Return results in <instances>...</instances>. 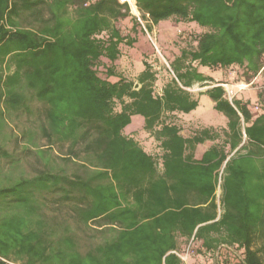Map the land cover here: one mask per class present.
Masks as SVG:
<instances>
[{"label": "trees", "instance_id": "1", "mask_svg": "<svg viewBox=\"0 0 264 264\" xmlns=\"http://www.w3.org/2000/svg\"><path fill=\"white\" fill-rule=\"evenodd\" d=\"M136 7L141 20L118 0H0V124L26 117L21 133L0 125V264H183L190 243L216 264H264V85L255 106L221 86L264 79V0ZM169 19L203 31L158 94L147 54L136 81L120 64ZM201 95L226 125L185 138L170 117ZM136 116L159 153L125 134Z\"/></svg>", "mask_w": 264, "mask_h": 264}, {"label": "rangeland", "instance_id": "2", "mask_svg": "<svg viewBox=\"0 0 264 264\" xmlns=\"http://www.w3.org/2000/svg\"><path fill=\"white\" fill-rule=\"evenodd\" d=\"M130 14L131 16H136V14H134L132 10L130 11ZM128 21H130V18L127 20V22ZM142 24L144 26H147V24L144 21L142 22ZM171 30L169 32L166 31L165 36L161 35L160 37H157L154 34L150 33L149 45L139 47L137 53H133V55L125 57L120 64L121 65L120 70L123 72V74L127 78L136 81L140 73L144 70L142 59L143 56L147 54L146 60L148 61V63H150L153 71L156 73L157 81L155 83V91L158 94H161L163 87L172 78H174V74L170 66L171 61L180 53L181 49H183L186 46H189L190 44H193L194 37L196 35H199L203 31L199 29L197 26L184 25V24L182 25V27H178L175 30V33H173ZM208 73H210V75L213 77L221 76V72H208ZM230 85L235 86V83ZM262 85H264V79L260 77L255 84L252 83L244 91L238 92L236 94L235 99L250 101L253 106L257 105L258 101L256 100V97ZM209 88L210 87H200L199 85H196L193 89V92L195 93L196 96H199V94L206 92L207 89ZM170 120L173 123L179 125L181 129L184 131L185 135H191L196 131L209 127H214L218 130H221V128L224 127L227 122V118L222 113L214 109L212 100L206 95L200 96V104L196 111L190 114H185L180 117L171 116ZM5 121L6 123L2 122L0 124L1 126L4 127V130L13 128L14 125L16 130L20 132L16 126L20 124V128L22 129L23 124L26 123V117H22L20 121L16 120L13 123V125L10 124V122L6 118ZM143 123H144V118L141 116H136L133 119L132 123L125 129V133L129 134L130 132L137 130L140 126H142ZM129 136H134L133 137L134 139H137L144 148L148 150L151 149L152 152H154V154L160 152L158 142L149 133L144 132L142 137H139L140 136L139 133L136 134L131 133ZM36 141L40 147H44L46 145L45 141L40 140L39 138H37ZM210 145L211 144L208 143L205 146H201L199 148V152L203 153L208 147H210ZM14 147L15 144L13 143L9 144V148L11 150H13ZM63 152L66 153L67 148H65ZM35 168H40V166L37 165L34 157L27 158L23 162V169L28 174H34ZM218 196H219V192H218ZM195 249L193 248V252L191 253L190 258L191 257L197 258L198 254L195 252ZM208 258L210 257L208 256ZM210 259L212 260V258Z\"/></svg>", "mask_w": 264, "mask_h": 264}, {"label": "crops", "instance_id": "3", "mask_svg": "<svg viewBox=\"0 0 264 264\" xmlns=\"http://www.w3.org/2000/svg\"><path fill=\"white\" fill-rule=\"evenodd\" d=\"M143 22V21H142ZM145 23H147V22H145ZM149 23V22H148ZM182 25H183V23H180V22H177L175 19H169V20H166V21H162V22H160L158 25H156V26H153V30H152V32H151V34H154L155 36H157V37H160L161 35H163V36H165V34H166V31H170L171 29V31L173 32V33H175V30L178 28V27H182ZM144 26V25H143ZM163 26V27H162ZM164 31H163V30ZM150 35V33H148V37H147V41H149V36ZM145 45H149V44H146V39L145 38H142L141 39V41H140V43L136 46V49L134 50V53H137L138 52V49H139V47H141V46H145ZM206 75L207 76H210V77H212V78H214V79H216V80H222V79H227V80H231V77H229V76H226V75H224V74H222L221 73V76H219V77H213V76H211L210 75V73H208V72H206ZM211 88V87H210ZM246 94V93H245ZM198 97V96H197ZM199 99H200V97H199ZM258 99V95H257V97H256V100ZM214 105V104H213ZM174 116H178V117H180V116H183V114H177V115H174ZM135 118V117H134ZM133 118V119H134ZM133 119H132V121H133ZM144 124H145V122L142 124V126H140L137 130H134V131H132V132H130L129 134H126V135H130L131 133H133V134H136V133H139V137H142V135L144 134V132L146 133L147 131H145L144 130ZM174 124H176V123H174ZM179 126V125H178ZM180 127V126H179ZM181 128V127H180ZM148 133V132H147ZM150 134V133H149ZM151 135V134H150ZM181 135L182 136H184L185 138H191L193 135H194V133H192L191 135H185L184 134V131L182 130L181 131ZM130 137H134V136H130ZM154 138V137H153ZM136 141H138L137 139H135ZM139 142V141H138ZM140 143V142H139ZM140 145L142 146V144L140 143ZM143 147V146H142ZM144 148V147H143ZM200 148V147H199ZM199 148H198V150H197V152H198V154H201L200 152H199ZM148 153H151V154H153L154 155V152H152V150L151 149H146V148H144ZM187 264H216L215 263V260L214 259H210V258H208V256H203V255H198L197 256V258H190L189 259V261H188V263Z\"/></svg>", "mask_w": 264, "mask_h": 264}, {"label": "built area", "instance_id": "4", "mask_svg": "<svg viewBox=\"0 0 264 264\" xmlns=\"http://www.w3.org/2000/svg\"><path fill=\"white\" fill-rule=\"evenodd\" d=\"M118 1L121 5H128L131 10L133 9V7H135L137 9L136 0H118ZM136 17L139 20H141L140 19V13L138 12V10H137ZM249 85H251V84L242 83V84L235 85V86L229 85V84H222L221 86L225 89L226 96L229 99V101L232 102L236 98V94L238 92L244 91ZM221 176H222V172L220 174V183H221ZM219 193H220V191H219ZM192 252H193V244L190 243V245L186 248L184 253H182V254L177 253V255L182 259L183 264H187Z\"/></svg>", "mask_w": 264, "mask_h": 264}, {"label": "bare ground", "instance_id": "5", "mask_svg": "<svg viewBox=\"0 0 264 264\" xmlns=\"http://www.w3.org/2000/svg\"><path fill=\"white\" fill-rule=\"evenodd\" d=\"M132 11L134 14H137V9L135 7H133Z\"/></svg>", "mask_w": 264, "mask_h": 264}, {"label": "water", "instance_id": "6", "mask_svg": "<svg viewBox=\"0 0 264 264\" xmlns=\"http://www.w3.org/2000/svg\"><path fill=\"white\" fill-rule=\"evenodd\" d=\"M136 88H138V85L136 86Z\"/></svg>", "mask_w": 264, "mask_h": 264}]
</instances>
